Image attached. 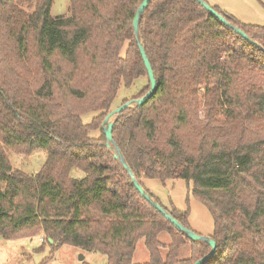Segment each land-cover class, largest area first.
<instances>
[{
    "label": "trees",
    "instance_id": "16d2710c",
    "mask_svg": "<svg viewBox=\"0 0 264 264\" xmlns=\"http://www.w3.org/2000/svg\"><path fill=\"white\" fill-rule=\"evenodd\" d=\"M143 1L70 0L71 15L53 17L52 0L34 10L0 0V237L43 233L52 255L68 245L106 264H194L211 251L136 190L107 146L120 89L149 80L133 27ZM226 18L251 42L196 0L150 1L139 32L157 90L120 114L113 139L144 189V179L192 182L214 222L205 264H264V27ZM5 147L47 160L31 176ZM161 206L192 230L189 210ZM142 240L149 258L136 263Z\"/></svg>",
    "mask_w": 264,
    "mask_h": 264
},
{
    "label": "rangeland",
    "instance_id": "374dc122",
    "mask_svg": "<svg viewBox=\"0 0 264 264\" xmlns=\"http://www.w3.org/2000/svg\"><path fill=\"white\" fill-rule=\"evenodd\" d=\"M39 0H31L34 10ZM51 15L70 16V0H52ZM211 7L218 8L225 16H231L237 20L251 25L264 27V6L258 0H205ZM264 2V0H262ZM149 86L148 78H141L130 89L122 87L113 104V111L122 106L124 101L137 99ZM136 104H132L135 107ZM199 116L203 118L204 108H200ZM95 113L84 115L83 122L88 124L95 117ZM112 120H115L113 118ZM95 132L94 136H99ZM5 153L13 170H20L28 175L35 176L44 166L47 153L42 150L34 152L31 156H24L14 149L5 147ZM85 174L80 170H74L72 177L82 178ZM142 183L150 195L158 199L164 207L171 208L173 203L181 211L189 210V221L192 231L203 237H210L214 230V222L208 209L198 202L192 195L193 184L184 180L167 181L144 179ZM161 240L169 243L168 234H163ZM81 252V253H80ZM191 255V246H185L180 254L181 258ZM84 260H81V257ZM149 252L144 245V240L138 243L134 261L146 262ZM105 257L99 254H87L77 251L72 246H63L52 255L49 244L42 243L39 235L15 240H6L0 237V264H106Z\"/></svg>",
    "mask_w": 264,
    "mask_h": 264
},
{
    "label": "water",
    "instance_id": "95a60500",
    "mask_svg": "<svg viewBox=\"0 0 264 264\" xmlns=\"http://www.w3.org/2000/svg\"><path fill=\"white\" fill-rule=\"evenodd\" d=\"M150 1L151 0H144L142 2L141 6L139 7V9L137 11L134 22H133L134 31H135L136 37L138 39V42H139L140 52H141L142 58L144 60L148 75H149V80H150V84H151L150 91L143 98H141L139 100L130 101V102L122 105L121 107L115 109L114 111L110 112L108 114V116L105 118V121L103 124V130L105 132V136H106V140H107V146L115 152V158L117 160H119L121 165L127 170L129 175L132 177L136 190L148 202H150L168 221H170L178 230L185 233L188 236V238H190L193 241H201V242L208 243L210 245L211 251L209 252V254L194 263V264H205L216 252L217 244L215 243V241H213L210 237H203L201 235L196 234L192 230L188 229L182 223H180L177 219H175L169 212H167V210H165L160 204H158L145 191V189L142 187V185L136 179L131 168L129 167V165L125 161L121 151L119 150V148L117 147V145L115 144L114 139H113L114 125H115V122L117 121V119L119 118L120 114L123 111L131 108L132 104H136V106H138V107L143 106L145 103H147L149 101V99L155 94V92L157 90V81L155 79V74H154L153 68L150 64V61L147 57V54H146L145 49L143 47V44L140 40V32H139V23H140L141 17L144 14L146 8L148 7ZM196 1L198 3H200L205 8L206 11H208L211 15H213L215 18H217L219 21H221L225 26L233 29L237 34H239L244 39H247L251 42V39L241 29L234 27L228 21L226 16L217 12L205 0H196ZM113 118H115V120H112ZM50 243H53V242L50 240ZM81 260H84L83 256L81 257Z\"/></svg>",
    "mask_w": 264,
    "mask_h": 264
},
{
    "label": "crops",
    "instance_id": "0c3cea01",
    "mask_svg": "<svg viewBox=\"0 0 264 264\" xmlns=\"http://www.w3.org/2000/svg\"><path fill=\"white\" fill-rule=\"evenodd\" d=\"M39 237H40V239L41 238H44V234L43 233H40L39 234ZM77 251H81L80 249H77ZM83 252V251H82ZM81 253V252H80ZM84 253H87V252H84ZM88 254V253H87ZM90 254V253H89ZM97 255V254H96ZM105 260V259H104ZM106 261V260H105Z\"/></svg>",
    "mask_w": 264,
    "mask_h": 264
},
{
    "label": "built area",
    "instance_id": "2783aa9c",
    "mask_svg": "<svg viewBox=\"0 0 264 264\" xmlns=\"http://www.w3.org/2000/svg\"><path fill=\"white\" fill-rule=\"evenodd\" d=\"M40 240H41L42 243L46 242V240L44 238H41Z\"/></svg>",
    "mask_w": 264,
    "mask_h": 264
}]
</instances>
